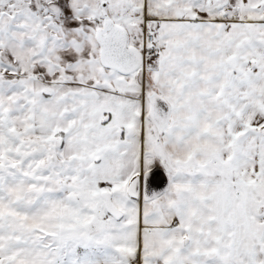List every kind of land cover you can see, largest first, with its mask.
Segmentation results:
<instances>
[{"label": "snow or ice", "instance_id": "1", "mask_svg": "<svg viewBox=\"0 0 264 264\" xmlns=\"http://www.w3.org/2000/svg\"><path fill=\"white\" fill-rule=\"evenodd\" d=\"M0 264H264V0H0Z\"/></svg>", "mask_w": 264, "mask_h": 264}]
</instances>
